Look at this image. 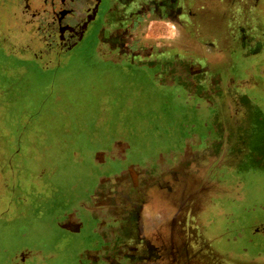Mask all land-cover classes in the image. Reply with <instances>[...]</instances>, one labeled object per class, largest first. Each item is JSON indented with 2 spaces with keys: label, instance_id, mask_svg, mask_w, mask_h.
<instances>
[{
  "label": "rangeland",
  "instance_id": "374dc122",
  "mask_svg": "<svg viewBox=\"0 0 264 264\" xmlns=\"http://www.w3.org/2000/svg\"><path fill=\"white\" fill-rule=\"evenodd\" d=\"M218 1L227 12L203 20L217 30L208 37L165 32L179 51L209 53L212 75L224 78L196 96L135 65L96 64L85 41L59 57L46 5L0 0V207L9 205L0 215V264H51V253L78 262L90 230L70 233L56 215L92 181L93 150L117 135L137 155L184 156L175 200L191 207L187 226L198 228L204 249L187 264H264V76L249 86L243 32V10L263 0ZM230 16L243 29L228 31ZM165 27L155 24L154 34ZM171 210L174 219L180 207ZM28 247L43 256L21 263Z\"/></svg>",
  "mask_w": 264,
  "mask_h": 264
},
{
  "label": "flooded vegetation",
  "instance_id": "af4514ba",
  "mask_svg": "<svg viewBox=\"0 0 264 264\" xmlns=\"http://www.w3.org/2000/svg\"><path fill=\"white\" fill-rule=\"evenodd\" d=\"M36 1L46 5L53 18L50 44L59 57L85 41L96 64L135 65L159 77L161 85L180 88L189 95H200L209 81H224L212 75L209 53L203 54L196 46L179 51L170 37L153 32L155 24L166 23L176 30L173 38L197 42L201 36L208 37L206 32L217 30L203 20L227 12L220 9L218 0ZM246 2L250 5V0ZM253 6L243 10L242 31L249 32L246 52L252 68L246 79L254 89L258 77L264 76V0ZM251 10L260 18L251 17ZM228 20L231 32L237 19L230 16ZM236 27L243 29L239 23ZM253 40L255 45H251ZM109 142L92 152L89 186L79 193L74 205L56 215L58 226L67 231L78 233L86 226L90 230L89 245L75 264H187L190 256L201 260L204 249L198 228L187 226L191 207L183 198V203L175 200L177 188L183 187L186 178L181 151L159 150L148 157L137 155L128 143L114 136ZM172 202L180 207L174 219ZM24 252L21 263L26 256H43L37 247L24 248ZM48 257L51 264H74L53 253Z\"/></svg>",
  "mask_w": 264,
  "mask_h": 264
},
{
  "label": "water",
  "instance_id": "95a60500",
  "mask_svg": "<svg viewBox=\"0 0 264 264\" xmlns=\"http://www.w3.org/2000/svg\"><path fill=\"white\" fill-rule=\"evenodd\" d=\"M199 108V107H198ZM119 135H117V136H114L115 138L116 137H118ZM1 209H0V215H4V214H7V210H8V208H9V205H4V206H2V207H0ZM67 231V230H66ZM68 232H70V231H68ZM70 233H72V232H70Z\"/></svg>",
  "mask_w": 264,
  "mask_h": 264
},
{
  "label": "crops",
  "instance_id": "0c3cea01",
  "mask_svg": "<svg viewBox=\"0 0 264 264\" xmlns=\"http://www.w3.org/2000/svg\"><path fill=\"white\" fill-rule=\"evenodd\" d=\"M164 24H166V23H164ZM169 27H165L166 28V30L164 31V33H162V34H159V35H156V36H161V35H164V36H167V33H165V32H169V31H174V32H176V30H174V28H173V26L172 25H168ZM164 28V27H163ZM168 28V29H167ZM173 34H175V33H173ZM172 36V35H171Z\"/></svg>",
  "mask_w": 264,
  "mask_h": 264
}]
</instances>
